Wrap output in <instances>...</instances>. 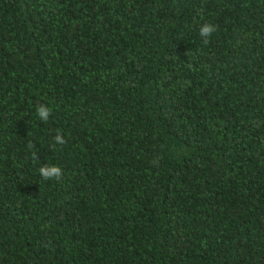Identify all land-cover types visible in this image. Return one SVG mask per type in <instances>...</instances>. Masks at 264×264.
Masks as SVG:
<instances>
[{
	"label": "trees",
	"instance_id": "1",
	"mask_svg": "<svg viewBox=\"0 0 264 264\" xmlns=\"http://www.w3.org/2000/svg\"><path fill=\"white\" fill-rule=\"evenodd\" d=\"M0 264H264V0H0Z\"/></svg>",
	"mask_w": 264,
	"mask_h": 264
},
{
	"label": "clouds",
	"instance_id": "2",
	"mask_svg": "<svg viewBox=\"0 0 264 264\" xmlns=\"http://www.w3.org/2000/svg\"><path fill=\"white\" fill-rule=\"evenodd\" d=\"M217 31V26L211 23H205L203 24L199 29V35L203 40L204 44L209 43L210 37ZM53 112V109L49 107L48 105L41 104L36 107V114L38 117L44 121L47 122L49 117L51 116ZM53 147L58 145H64L67 143V140L64 138L62 133H57L54 138ZM29 149L34 148V145L30 142L28 145ZM33 158L38 159V156L35 152H33ZM39 173L43 180H56L60 181L64 178L63 170L60 166L56 165H44L39 168Z\"/></svg>",
	"mask_w": 264,
	"mask_h": 264
}]
</instances>
